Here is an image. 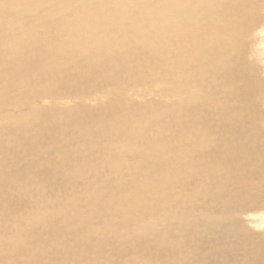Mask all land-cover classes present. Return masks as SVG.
Here are the masks:
<instances>
[{
  "label": "bare ground",
  "instance_id": "1",
  "mask_svg": "<svg viewBox=\"0 0 264 264\" xmlns=\"http://www.w3.org/2000/svg\"><path fill=\"white\" fill-rule=\"evenodd\" d=\"M263 2L264 0H0V110H2V108L4 107L6 111L5 113L6 115H4L3 117H1L2 115H0V141L4 139L6 140V136H7V132L9 128H12L13 131L15 127H17V130L20 128L22 129L24 127H28L29 124L33 122V120L37 122V123L35 122L36 124H39L38 129H40V134H43V135L51 134L54 131L53 128L57 130V128L63 129L65 127L63 130L65 132V129L68 127V125L73 126V123H74L77 126L76 127L77 129L74 128L73 130H69L67 133H73L74 131H77L79 134H82L83 137H86V138L88 137L89 139L99 138L100 141L97 142V145H95L96 146L95 154H99L102 157L108 154L110 157L108 161L116 164L117 168L120 167V161H122V164H123L122 166L123 167L125 166V168L128 169L127 172L129 176L127 177V182L124 181V183L119 184V182L115 180L116 181L115 184H112L114 186V190L117 189L118 195L120 194L122 195H120L119 197L117 195L118 198L114 196L113 198L111 195L108 196V197H112V200L115 199L114 201H111L110 204L117 203L118 202L117 199L119 200L126 199L130 201L131 198L134 197V195L136 197H138V195L141 196L142 194L140 195V193L141 192L143 193L144 191H146L145 193H147V191L150 192L155 197L156 200L158 199V196H162L161 199H163L164 195L162 194L164 193L169 194L172 185L174 187L178 186L179 184L183 185L184 181L186 182V180L191 178L185 175V171L187 170L192 171L193 169H196V170L198 169L195 166L193 167V164L196 165L199 161L197 163L193 161V164H192L191 161L186 156V154H189L190 149L188 151V147L191 141L194 142V145L196 146L203 145L207 147L208 149L211 148L212 150L226 148L228 146L226 141H228V143L232 145L233 140L236 139L234 138L236 128L232 127V121L234 119L233 117L238 115V110L240 107L242 109L247 106H252L255 104V100H253V98L256 95V93L255 94L253 92L244 93L243 91L236 93L232 89L230 90V88L237 89L239 87H242V88H247L250 90L252 87H254L253 86L254 83H255V86H259L257 85V81H258V78L256 77L257 75L255 76V74L253 73L254 71L251 72V71L246 70L244 59L247 55H249L251 51V47L252 48L254 47V43L259 38V37L257 39L254 38V31L257 30L258 28L260 30V27H262V26H259L261 24L259 21H262V24L264 23L263 22L264 19L261 20L262 17L260 16V13H261L260 8L262 7L261 4H263ZM257 34L256 36H258ZM256 46H258V44ZM256 50L257 49H255V51ZM262 50H264V48ZM256 52L258 53V51ZM249 73H252L253 75L251 76L252 78L247 77ZM106 76L110 77V79L108 80L106 79L105 81H112L111 85H106V83L105 85H103L104 84L103 83L102 85L97 84L98 86L94 87L93 85L90 84V82H94L95 80L99 81L100 79H103V77H106ZM111 76H113L112 80H111ZM227 87L229 89H227ZM166 88L174 96L180 93V95H177L179 96V100L176 102L172 101L171 102L172 106L170 107L167 106V109L165 108V110L163 111H158L157 109H155V102H154L156 99H158V97H157V94H155L154 96L153 94L155 93L156 90L157 91L159 90V92L160 90H162L163 94H161V97H163ZM226 89L229 90L231 94L228 95ZM207 90L208 92L210 91V93L212 92L215 95H212V93L211 94L208 93ZM202 92L203 94H200ZM150 94H152L153 97L156 96L157 98L155 97V100L154 99L152 100L151 97H150L151 98L150 100H148L149 99L148 97H147L148 99L144 98L145 96H149ZM225 94L230 99L237 98V103L240 101L238 110L236 109L235 103H232V104L230 103L229 106L226 105L227 102L225 103V100H223L225 97ZM218 95H221L222 98L218 97ZM168 96L170 97V95ZM172 98L174 99L175 97H172ZM97 99L98 101H100V103L96 102ZM134 99H140L142 101L139 105H137V103L133 101ZM104 100H107V102H104ZM166 100L168 102L169 100L168 97L166 98ZM77 101H82V104L78 103V104H81L80 109L78 110L76 109L77 111L73 112V109L77 106L76 105ZM86 101L98 103L97 104L98 107L96 106L98 108L97 117L95 115V118H94L90 115L91 118L86 119L85 122H83V117L81 118L82 120H80L78 117L77 120H80V121H77V120L74 121V117L78 115V113H80V110L84 109L83 103H85ZM137 101L139 102V100ZM34 103L40 104V106L37 108L36 106L31 108L30 106L33 105ZM169 103L167 105H169ZM220 103H224L223 106H221L222 108L219 107ZM159 106L163 107V104L162 105L159 104ZM207 106L217 107L219 114L216 113V110L214 108L213 109L209 108V113L211 112L214 114L213 117H210L207 119L206 117L197 118L195 116H192V118H189V115H190L189 113H191L193 110L196 111V108L199 107L198 109L200 111H204L206 110ZM232 106L234 107V109H232ZM147 107L151 108L150 109L151 111L149 112V114L141 115V112L143 113L144 112L143 110H145L144 108H147ZM24 108L26 109L23 110ZM65 108H67L68 110L63 111ZM108 110H112V111L108 113ZM146 111L144 113H146ZM250 111H247L250 114L246 118V123H244L241 127V129L243 127H245L246 129H244L243 132H239V134H243V136L245 135L246 139L250 138V141L252 140L253 145H254L256 144V142L260 141V137L254 138L256 137V134H254L252 131L254 128H256V123H261L260 119L262 118V116L261 118L257 116V114H259L260 112H255L252 108H250ZM90 113H91V109H90ZM172 113H175L174 114L175 116H172ZM33 114L36 117L37 116L38 117L33 119ZM81 114L79 115L80 117H81ZM84 114H85V109H84ZM169 116H170V119L173 118L174 120L170 124H173L174 122L176 125L175 126L170 125L168 129L167 128L169 125L168 124L166 126L167 130L163 128L165 130V131L163 130L164 134L168 133V134H165L167 137L164 136L163 132H161L162 133L161 135L157 133L159 137H156V140L154 138L152 139V138H148L147 136H144L143 133L145 131L143 132V128L146 127L147 123H149L150 120H153L154 122V121H157V119L161 118L166 124V121L170 122L167 120V117ZM146 117L148 118L144 120V118ZM141 119L142 121L143 120L144 121L140 124L139 120ZM216 119H217V122L221 123L223 127L226 128V130H224V133L227 135L228 139L224 138L223 135L222 137L223 139H225L227 146H224V147L219 146L215 142L213 135H209L211 133L209 132V129L215 124L214 121ZM163 121L162 123H160L159 121L160 125L157 126L159 130H161L160 128L162 126L165 127V125L163 124ZM5 122H7L6 125L4 124ZM8 123H10L9 127L7 126ZM153 128L155 129V127ZM179 129L186 130L185 136L180 135L179 133L176 132ZM260 129H258V131ZM149 130H150V127H149ZM34 131H36V129ZM61 131H59L58 133H62ZM173 131L176 132L174 137L169 135ZM199 131H205V135H203ZM31 133H33V131ZM154 133L151 135H155ZM79 134L77 136H79ZM113 135H115L116 137L119 138V140H121L120 142L121 144L114 145L113 142L112 143L110 142V144L107 143L104 145L103 140L106 139V137L107 139L111 138L113 137ZM72 137H73V134H72ZM7 140H6V143H7ZM63 142H66V141H63ZM238 142H235V143H238ZM242 142H244V140ZM242 142H240V144ZM262 142L264 141L262 140ZM248 144L249 143H247V145ZM9 145H10V142H9ZM230 145H229V149L231 148ZM66 146H68L67 142H66ZM191 146L193 148L192 144ZM262 146H264L263 143H262ZM246 148L247 147L245 146L244 150ZM223 152L221 151V153ZM4 153L5 152H3V154ZM14 153L15 152H13V154ZM66 153L68 154V151ZM153 153L154 155H157L159 162L152 160L154 157L157 158L156 156L152 155ZM209 153H211L210 150H209ZM33 154H36V153H33ZM114 154L119 155V158H120L119 161H117V159L114 158ZM246 154H248V152ZM151 155L154 157L153 158L149 157ZM219 155H216V156L219 157ZM238 155H236V158L238 157ZM131 156L137 157V161L129 163ZM255 157L256 158L254 162L252 160L253 167L252 169H249V170L254 171V173H258L257 174L258 176L262 174L264 176L263 152L261 151ZM0 158H3V157H0ZM141 158H142V162L143 161L146 162L143 164L144 168L143 166L141 167L139 163ZM183 159L186 160V163H185L186 166H182L183 161H184ZM22 160L24 161V159ZM29 161H30V157H29ZM212 161L210 160V162ZM19 162H21V159ZM63 162H64V165H66L67 167L70 164H72L69 155L66 157L65 160L63 159ZM210 162L209 164L207 163L208 169L205 171V174L209 175V180L211 176L210 171L211 173H213L215 170V168L213 169L211 168L212 170L210 169L209 167ZM0 163L2 162L0 161ZM5 163H2V164H5ZM6 164L8 166V163ZM231 164H232V161H231ZM148 167L150 170H148ZM54 168H55V164L51 166L52 170ZM86 168L87 167H85V169ZM74 169L75 167H72V169H69V170L67 169V171H69L70 173L71 171H74ZM145 169L146 171L148 170L150 172L149 173L150 174L149 176H151L150 178L146 176L145 172H143ZM6 170H8V168H6ZM21 170H23L24 172V169H21ZM25 172L27 171L25 170ZM118 173H121V172H118ZM229 173L230 175H232L231 172ZM248 174L252 175L253 173L249 171ZM114 176H111L110 178L114 180ZM6 177H9V176L5 175V179ZM222 177H220L219 183L224 181V178ZM12 178L13 177H11V179ZM231 178L232 177H230L229 182L225 180V182H222L220 186L216 185L217 187L215 188L213 187L217 183L210 184V189H211L210 194L214 196L218 195L219 198L222 197L221 202L223 201L222 206H221L222 212H218L220 215H215L211 213L215 221L217 220L222 221L221 219H223L224 217H227L225 214H223V210L230 209L231 207H233L231 203L235 204L234 202H237V201L239 203L241 202L240 211H242L243 208L244 210H246L249 207L251 208V207L258 206V205H264V192L257 193L258 188L262 186L261 185L262 181L258 179L256 180L254 178V175L250 176V181H248V178H246L245 179L246 182L239 181L238 177L234 179V176H233V178L232 179ZM252 178H254V180L251 181ZM15 179H13V181ZM119 179L120 180L118 181H121V177ZM236 182L238 183V185L235 184ZM9 184H10V181H9ZM24 186L27 187V185H24ZM62 186L63 184L61 185V187ZM37 187L39 188V186ZM192 188H193V185H192ZM118 189L119 190L121 189L124 193H120ZM253 190H254L253 193H249ZM182 191H185V190H182ZM234 193L239 194L240 197L242 198L235 196ZM2 194H3V191H2ZM43 194L44 193H42V195ZM174 194H177V192ZM6 195H4V197ZM71 195L73 196V194ZM86 196H89V195L86 194ZM65 198H67V196ZM68 199L69 200L66 202L67 204L64 203L65 204L64 206L61 205V206H55L52 208L49 206L51 209L48 208V212L46 211L47 212L46 215L36 214L32 216L33 220H35L34 222L35 225L38 224L36 226L34 225L33 222L32 223L30 222V225H28V227L25 228L23 224L15 220V217L11 219L9 217H4V221H0L2 223L0 224V264H24L25 263V259H24L25 250L23 252L22 247L25 246V244H28L29 242L30 243L33 242L34 244V238H32L33 235L32 236H29V235L36 227H38V229L37 231L36 230L33 231L34 235L36 237L38 236V238L40 239V243H42L44 246L48 247L49 243L51 246H53L52 245L53 242L59 243L60 240L64 238V235L60 233V231L62 230V227L59 225V223L63 224L64 222L69 221V224H72L73 218L76 216L73 213L77 211L76 204L79 203L82 205V203H84V200H85V198H80L76 196L72 198H68ZM91 199L92 198H90L89 201H92ZM197 199L199 203V198L197 197ZM24 200L26 201V199ZM105 200L107 201V199ZM110 200L111 199L109 198V201ZM137 200L138 199L132 202L134 203V207H138V205H140L141 203V202L140 203L136 202ZM185 201H182V202L179 201L175 203L174 210L170 209L169 211L164 212V214L161 215V217L159 218L162 224L164 222L166 223L167 221L168 222L173 221V219L176 218V221L175 222L173 221L176 227H171V229L172 230L175 229L178 234L182 232L184 233V229L181 227H183V224L186 223V221H188V220L185 221V219H188L190 215H191V220L192 218H194V221L196 220L194 217L195 215L193 214L192 210L189 209L188 207L189 205H187ZM18 202L20 203V201ZM86 202L88 203V201ZM196 202L197 201H195V203ZM93 203H94V206H97L98 204V202L96 201H93ZM195 203L193 200L191 204H195ZM201 203L202 202L199 203V206ZM148 204H149V201H148ZM3 205L1 204V206ZM109 205H104V206L102 205V207H100V211L102 212L103 216H104V213L106 212L109 213L107 216H104L103 219L100 218V220H98L94 218L97 213L96 211L92 210L91 212H89L94 216L93 217L94 219L92 220L93 224H98L100 222L99 224L101 226H105V224L106 226H109L108 224L112 223L111 222V220L113 219L112 216L116 215V217H118L117 215L118 212L114 214L113 208L108 207ZM157 205H159L158 202H157ZM46 207H48V205ZM179 208L180 210L182 208L184 212L182 210L178 212ZM201 208L199 207L200 210ZM153 211L155 212L154 209ZM158 211L160 213V210ZM240 211H236V212L243 214ZM65 212H67V214L68 212H71L73 214H71V216L65 217V214H63ZM84 215L86 216V214ZM246 215L243 214V216L245 217ZM85 216H83V218ZM0 217H2V207L0 209ZM200 217L201 216H199V218ZM83 218H82V221H84ZM206 219L207 218H205L204 220L207 221ZM256 219H258V217ZM59 220H62V221H59ZM128 220H127V223L128 222L133 223L132 222L133 220L132 221H128ZM117 221L118 220H116V223ZM113 223L115 224V222ZM113 223H112V226H113ZM134 224H136V222ZM117 225L118 224H116V226ZM156 225H154L153 223L154 228L157 227ZM186 225L188 226L189 224H186ZM256 225L258 224L256 223ZM133 226L132 224L130 225V227H133ZM126 227L127 226L125 225L123 228H126ZM137 227L138 228H136L135 230L136 232H137V229H140L142 231L146 229L145 226L140 227L138 225ZM194 227L196 229V226ZM86 229L88 228L86 227ZM188 229H190V226ZM234 229L236 230L234 233L235 240L231 242L230 240L229 242L227 240L228 243L224 241L222 244L220 243L222 248L218 249V247L216 246L217 251L213 250L215 247H213V249L211 250V251H214V253L212 254L214 255V258H217L216 259L217 261H218V257H220V254L224 255L225 253H227L228 250L226 251L225 250L226 248L227 249L229 248V250L234 249V253H237V252H240V251H236L238 248H240V246L242 248L245 247L243 246V244L248 246L247 253L248 255H250V258L252 259L255 256L254 254L255 248L253 246L254 244H253V241H251V238L253 237L251 229H248L246 227V224L243 226L241 224L239 227H236ZM234 229H232L231 231H233ZM88 231L85 230L84 234L80 232L79 233L85 236L89 234L88 236H90V233ZM105 231H107V229ZM114 232L112 231L111 233L110 231L111 236L115 237L116 232H115V235H113ZM189 232L191 231L189 230ZM64 233L66 234L68 233V231L65 230ZM98 233H100V230ZM229 233L226 232V234H229ZM71 234H74V232L71 231ZM78 234L77 235L75 234L76 235L75 237L65 236L66 238L64 240L70 239L73 241V238H74V241H76V243H79L82 245L84 238ZM119 234L121 235V233ZM156 235L157 234H155V237ZM165 235L167 237L165 236L164 239L161 236V237L152 239V242H150L151 244H153V248H154L152 252V256L149 255L145 257L144 259H142L134 255L135 257H133V259H130L129 261L127 260L128 263H131V264H171L173 258L175 257L176 259L178 258L177 257L178 255L175 257L173 256L174 254L178 253L177 245L180 243H183L184 245L188 243H185L186 240L185 242L180 241L179 237L178 238L174 237V239H172L173 238L172 236L168 237L167 234ZM205 235H206V232H205ZM108 236H110V234ZM127 236H130V235H127ZM98 237L100 239V236ZM106 237H107V234H106ZM135 237L137 238L138 236H135ZM45 238L49 241V243L45 242ZM118 238H119V235H118ZM182 238L183 237H181V240ZM199 238H200L199 241L200 240L202 241L201 237ZM202 238H205L204 240H206V237H204V235ZM227 238H228V235H225V240ZM241 238L242 240L244 239V242L239 240ZM92 239H95V238H92ZM22 240L23 241L25 240V241L23 242ZM160 240H165V242L163 241V243L160 245L159 243ZM219 240L221 239L219 238ZM236 240L240 242H235ZM133 241L135 242L136 240L134 239ZM126 242H128V240ZM192 242L193 241L191 240V244ZM64 243L68 244L67 240L64 241ZM175 243L176 245H174ZM89 244L87 243V245ZM183 244H180V245L183 246ZM235 244H239L240 246H237ZM133 246L135 247V245ZM182 246L180 247L181 250H183ZM236 246L238 247L237 249L234 248ZM133 248L131 247L132 249L131 252L134 251ZM148 248H146L145 250H148ZM185 248L187 249V247H184V249ZM207 248H209V246ZM57 249L58 248H56L55 250ZM126 250L128 251L129 249H126ZM191 250H192V247H191ZM183 251H181L182 253L179 254L181 256L180 262L184 261L190 264L191 258L189 257V254H187L189 258L185 257L186 254L183 258ZM121 253L123 254L124 251L122 252L121 250ZM127 253H128V256L131 255V253L129 254V251ZM186 253H188L187 250H186ZM59 254L61 255V253ZM63 254H64V258L69 256L67 250ZM190 254H191V251H190ZM196 256H198V254ZM94 259H97V258L94 257ZM231 259H232L231 261H233L234 258H231ZM62 260L63 259H61V261ZM66 260L69 261V259H66ZM66 260L65 261L63 260L62 262H59L58 264H69L66 262ZM120 260L121 259H119V261ZM195 260L197 259H194V261ZM234 260H238V258ZM245 260H247V258ZM73 261H69V262L72 263ZM202 261H203L202 259L199 260L200 264L202 263ZM220 261L219 262L221 264L222 260ZM92 262H94V260ZM177 262L179 263V261ZM118 264H127V263L120 262Z\"/></svg>",
  "mask_w": 264,
  "mask_h": 264
},
{
  "label": "rangeland",
  "instance_id": "2",
  "mask_svg": "<svg viewBox=\"0 0 264 264\" xmlns=\"http://www.w3.org/2000/svg\"><path fill=\"white\" fill-rule=\"evenodd\" d=\"M261 8H260V16L262 17L261 20L264 19V2L263 4H261ZM261 24L259 26H262L260 27V30L259 28L257 30L254 31V38L258 39L256 40V42L254 43V47L252 48L251 47V51L249 53V55H247L244 59V62H245V68L247 71H254L253 73L255 74V76L258 78V81H257V85L259 86H255V83H254V87H252L250 90L247 89V88H242V87H239L237 89H234V88H230V90L232 89L233 91H235L236 93H239L240 91H243L244 93H256V95L254 96L253 100H255V104L252 105V106H247L245 108H242L241 107L239 108L238 110V107L240 105V101L237 103V98L236 99H230L226 94H225V97L223 100H225V103L226 105H230V103H235L236 104V109L238 110V115H236L235 117H233V121H232V127H235L236 128V131H235V136L233 140V146L230 145L227 142H225V139L224 138H227V135L224 133V130H226L225 127H223V125L219 122H217V119L214 121V125L209 129V132H211L209 135H213L214 137V140L215 142L219 145V146H227L226 148H221V149H217V150H212L211 148H207L203 145H194V142L189 141L190 145L188 147V151H189V154H186V156L188 157V159L191 161V163L193 164V161H195L197 164H193V167H197L198 169H193L192 171H185V175L186 176H189L191 178H189L188 180H186V182L184 181L183 182V185L182 184H177L178 186H171V190H170V193H164L162 195H164V198H162V196H158V199L156 200L155 197L147 191V193H145L146 191H144L143 193L141 192L140 195L142 196H139L136 197L134 195L133 198H131V200H126V199H123V200H119L117 199L120 195H118V192H117V189L114 190V186L112 184H115V182H119V184H122L125 182H127V177L129 176L128 174V169L125 168V166L123 167L122 165V161H120V167L117 168L116 167V164L108 161L109 160V155L106 154L104 157H102L101 155L99 154H95V149H96V146L97 145V142L100 141L99 138H86V137H83L82 134H79L77 131H74L73 133H67L69 130H73L74 128H76L77 126L73 123V126H70L68 125V127L65 129V132L63 131V129H58L55 130V128H53V132L49 135H43V134H40V129H38V125L39 124H36L37 122L33 120L32 123L29 124L28 127H24V128H20L17 130V127H15L14 131L12 130V128H9L8 129V132H7V136H6V140H7V143H6V140H1L0 141V157H3V158H0V161L2 163H8V166L7 164H2L0 163V209L2 207V217H0V221H4V217H9L10 219L15 217V220H17L19 223L23 224V226L28 227V225H30V222L34 223L35 220H33L32 216L36 215V214H41V215H46L47 212H48V208H52V207H55V206H64L65 204H67L66 202L69 200L68 198H72V197H80V198H85L84 200V203L81 204H76V209L77 211L76 212H73L76 216L73 218V223L72 224H69V221L68 222H64L63 224H60L59 225L62 227V230L60 231V233H62V235H64V238L62 240H60L59 243H52L53 246L50 245L49 241L45 238V242L46 243H49L48 244V247L47 246H44L42 243H40V239L38 238V236L36 237L34 235V232L33 231H37L38 227H36L32 232L30 233L29 236H32V238H34V244L33 242H29L28 244H25V246L22 247V250L24 252L25 250V263L24 264H58L59 262H62L63 260L65 261L66 259H69V261H73L72 263L69 262L68 260H66L67 263L69 264H118V263H127V264H131V263H128V261L130 259H133V257H139V258H142L144 259L145 257L147 256H152V252H153V244H151L150 242H152V239L154 238H157V237H161L164 239V237L166 236L165 234L168 235V237H173L172 239H174V237L178 238L179 237V240L182 241V242H186L185 243H188V244H185L187 246H185L183 243H180V244H183L180 245L178 244L177 245V251L178 253L177 254H174L173 256H177L178 258L176 259L173 258L171 264H186L187 262H184V261H181L180 262V259H181V256L179 255L180 253H182L181 251H183V258L186 254V258L188 257L187 254H189V257L191 258L190 259V264H200L199 260H203L201 264H220V260H222V263L224 262V264H264V205H258V206H255V207H249L248 209L244 210V208L242 209V211H240L241 209V202L239 203L238 201L237 202H234L235 204H232L233 207H231L230 209H226V210H223V214H225L227 217H224L223 219H221L222 221L220 220H217L215 221V219H213L212 217V214H215V215H220L218 212H222V209H221V206H222V202H221V199L222 197H218L217 196H214V195H211L210 194V184L211 183H217L214 185L213 188L217 187V186H220L222 182H225L230 180V177L233 178L234 176V179L235 178H239V181H242V182H246V178H248V181H250V176H253L254 175V178L257 180H260L262 181V186H260V188H258V192H264V176L263 174L262 175H257L258 173H254V171L252 170H249V169H252V164L255 160V156L257 154H259L261 151L263 152V155H264V146H262V143L264 145V142H262V140L264 141V50H262L264 48V23L262 24V21H259ZM264 22V20H263ZM258 33V34H257ZM256 34L258 36H256ZM249 40V39H248ZM258 44V46H256ZM258 47V48H257ZM255 49H257L256 51H258V53L255 51ZM260 49V50H258ZM263 51V53H262ZM263 54V55H262ZM258 56V58H257ZM263 56V57H262ZM252 57V59H251ZM254 62H253V61ZM263 61V62H262ZM258 70V71H257ZM251 76L252 73H249L248 74V78H252ZM113 76H111V80H112ZM97 79V78H96ZM108 80L110 79V77H103V79H100L99 81L98 80H95L94 82H90L91 85H93L94 87H97L98 85H111L112 84V81H105V80ZM105 81V82H104ZM98 84V85H97ZM259 87V88H258ZM164 88V87H163ZM227 89H229L227 87ZM226 89V90H227ZM262 90V92H261ZM157 91V90H156ZM153 94V96L155 94H157V97L158 99L155 100V97L152 96V94H150L149 96H145L144 98L146 99L147 98L148 100H150L152 98V100L154 99L155 101V109H157L158 111H163L165 110V108L167 109V106L170 107L172 106L171 102L172 101H178L179 100V96L177 95H180V93H178L177 95H172L171 92H169L167 90V88L165 89V93H164V96L161 97V94H163L162 90H159ZM159 92V93H158ZM208 92V90H207ZM210 93V91L208 92ZM212 93V92H211ZM210 93V94H211ZM262 93V94H261ZM200 94H203L200 93ZM217 94V93H216ZM227 94H231V92H229V90H227ZM260 94V95H259ZM170 95V97L168 96ZM212 95H215L214 93H212ZM151 97V98H150ZM156 97V98H157ZM168 97V102L166 100V98ZM172 97H175L174 99ZM218 97L222 98L221 95H218ZM162 98V99H160ZM172 98V99H171ZM203 98V97H202ZM111 99V98H110ZM171 99V101H170ZM119 100V99H118ZM139 100V102L137 101ZM144 100V99H143ZM147 100V101H148ZM166 100V101H164ZM222 100V101H223ZM227 100V101H226ZM236 100V101H235ZM258 100V101H257ZM261 100V101H260ZM133 101H135L137 103V105H139L141 103L142 100L140 99H134ZM161 101V102H160ZM230 101V102H229ZM96 102L100 103V101H98V99L96 100ZM96 102H91V101H86L84 104V109H85V114H84V109L80 110V113H78V115H76L74 117V121L77 120V118L79 117L80 120H82L81 118L83 117V122L86 121V119H90L91 116L95 118V115L97 117V104ZM104 102H107V100H104ZM169 103V105L166 104ZM174 102V103H175ZM260 102V104H259ZM262 102V103H261ZM78 103H81L82 104V101H77L76 102V107L73 109V112L77 111L78 109H80V106L81 104H78ZM89 103V104H88ZM94 103V104H92ZM163 104V107L162 106H159ZM165 104V106H164ZM224 103H220L219 107L222 108L221 106H223ZM39 107L40 104H37V103H34L33 105H31L30 107L33 108V107ZM97 106V107H96ZM218 106V105H217ZM79 107V108H78ZM157 107V108H156ZM55 108V107H54ZM161 108V109H160ZM199 108V107H198ZM198 108H196V111L193 110L191 113H189V118H192V116H195L197 118H204L206 117L207 119L210 118V117H213L214 114L213 113H209V108L210 109H215L216 110V113L219 114L218 112V108L213 106V107H209L207 106L206 110L204 111H200ZM249 108V109H247ZM250 108H252L255 112H260L259 114H257V116H259L261 118L260 121L261 123H256V128L253 129V133L256 134V137L254 138H257V137H260V141L259 142H256V144L253 145V141L251 142L250 141V138L246 139L245 138V135L243 136V134H239V132H243L244 129H246L245 127H242V125L244 123H246V118L249 116V114L251 113L250 111ZM261 108V109H260ZM26 108H24L23 110H25ZM77 109V110H76ZM90 109H91V113H90ZM145 110H143L144 112L146 111V113H142L141 112V115H144V114H149V112L151 111L150 109L151 108H144ZM232 109H234V107L232 106ZM22 110V111H23ZM65 110H68L67 108H65L63 111ZM93 110V111H92ZM28 111V110H27ZM112 110H108V113H110ZM247 111H250V113H248ZM62 112V111H61ZM94 114H93V113ZM6 111L4 109V107L2 108V110H0V115H2L1 117H3L5 114ZM82 113V114H81ZM198 115H197V114ZM202 113V114H201ZM209 113V114H208ZM81 114V117L79 116ZM88 114V115H87ZM93 114V115H92ZM175 113H172V116H175L174 115ZM91 115V116H90ZM38 117V116H37ZM34 114H33V119L34 118H37ZM143 117V116H142ZM238 117V118H237ZM40 118V117H39ZM148 117L144 118V120H146ZM170 116L167 117V120L170 121V122H167L166 121V124L164 123V121L160 118V119H157V121H154L153 120H150L149 123H147L146 127L143 128V134L144 136H147L148 138H154L156 140V137H159L158 134H162L161 132H163V130H167V128L169 129V126L171 125H176L174 122L173 124H170L172 123L173 118L170 119ZM80 120H77V121H80ZM143 120V121H144ZM189 120V119H188ZM263 120V121H262ZM62 121V120H61ZM65 121V120H64ZM70 121V120H69ZM142 119L139 120L140 124L143 122ZM162 123L163 121V124L165 125V127H161L159 130L157 128L158 125H160V123ZM191 121V120H190ZM36 122V123H35ZM138 122V123H139ZM158 124H157V123ZM7 122H5L4 124L6 125ZM151 123V125H150ZM9 124L8 123V127H9ZM156 124V125H155ZM169 124V125H168ZM155 125V126H154ZM168 125V127L166 128V126ZM260 125V126H259ZM70 126V127H69ZM36 127V128H35ZM149 127H150V130H149ZM155 127V129L153 128ZM240 127V128H239ZM164 128V129H163ZM239 128V129H238ZM261 128V129H260ZM33 129V130H32ZM36 129V131H34ZM77 129V128H76ZM145 129V130H144ZM155 131H154V130ZM158 129V130H157ZM186 129V128H184ZM241 129V131H240ZM258 129H260L258 131ZM20 130V131H19ZM30 130V131H28ZM38 130V131H37ZM62 130V131H61ZM164 130V131H165ZM188 130V129H186ZM186 130H178L176 131L177 133H179L180 135H183L185 136L186 134ZM255 130V132H254ZM262 130V131H261ZM18 131V132H17ZM26 131V132H25ZM28 131V133H27ZM33 131V133H31ZM59 131H61L62 133H58ZM159 131V132H158ZM257 131V132H256ZM20 132V133H19ZM155 132V133H154ZM176 132H171L169 135L170 136H175ZM200 133H202L203 135H205V131H199ZM260 132V133H259ZM22 133V134H21ZM27 133V134H26ZM155 134V135H151V134ZM158 133V134H157ZM21 134V135H20ZM32 136H31V135ZM72 134H73V137H72ZM79 134V136H77ZM164 134V132H163ZM165 134H168V133H165ZM164 134V136H166ZM238 134V135H237ZM258 134V135H257ZM262 134V135H261ZM23 135V136H22ZM52 135V136H50ZM81 135V136H80ZM208 135V136H209ZM223 135V137H222ZM261 135V136H259ZM11 136V137H10ZM40 136V137H39ZM68 136V137H67ZM154 136V137H153ZM207 136V137H208ZM14 137V138H12ZM21 137V138H20ZM27 137V138H26ZM167 137V136H166ZM244 137V139H243ZM12 138V139H11ZM54 138V139H53ZM58 138V139H57ZM66 138V139H65ZM76 138V139H75ZM262 138V140H261ZM18 139V140H17ZM29 139V140H28ZM36 139V140H35ZM52 139V141H51ZM57 139V140H56ZM74 139V140H73ZM78 139V140H77ZM81 139V140H80ZM91 141H89V140ZM226 139V140H227ZM241 139V141H240ZM13 140V141H12ZM21 140V141H20ZM31 140V141H30ZM44 140V141H43ZM66 141L68 146H66V142H63V141ZM84 142H83V141ZM88 140V141H87ZM239 142H238V141ZM244 140V142H242ZM255 140V139H254ZM14 143H12V142ZM19 141V142H17ZM25 144H24V142ZM9 142H10V145H9ZM22 144H21V143ZM28 142V143H26ZM48 142V143H47ZM86 142V143H85ZM110 142L114 143V145H120L121 143V140H119L118 137H116L115 135H113V137L111 138H108L106 137V139L103 140V143L104 145L109 143ZM235 142H238V143H235ZM240 142H242L240 144ZM3 143V144H2ZM5 143V144H4ZM17 143V145H16ZM52 143V144H51ZM64 143V144H63ZM90 143V144H89ZM188 143V144H189ZM244 143V144H243ZM247 143H249L247 145ZM251 143V144H250ZM14 146H12V145ZM191 144L193 145V148L191 146ZM240 144V145H239ZM49 145V146H48ZM229 145L231 146V148L229 149ZM244 147H243V146ZM258 145V146H256ZM8 146V147H7ZM10 146V147H9ZM48 146V147H47ZM60 146V147H59ZM63 146V147H62ZM92 146V147H91ZM245 146L248 148H245ZM18 147V148H17ZM45 147V148H44ZM47 147V148H46ZM52 147V148H51ZM56 147V148H55ZM59 147V148H58ZM68 147V148H67ZM73 147V148H72ZM84 147V148H83ZM5 148V149H4ZM16 148V149H15ZM20 148V149H19ZM33 148V149H32ZM236 148V149H235ZM243 148V149H242ZM19 149V150H18ZM38 149V150H37ZM81 149V150H80ZM232 149V150H231ZM234 149V150H233ZM2 150V151H1ZM4 150V151H3ZM29 150V151H28ZM33 150V151H32ZM50 150V151H49ZM55 150V151H53ZM209 150L211 151V153H209ZM251 152H250V151ZM254 150V151H253ZM258 150V151H257ZM19 153H18V152ZM24 151V152H23ZM32 153H31V152ZM68 151V154L66 153ZM82 151V152H80ZM220 151V152H219ZM221 151L223 153H221ZM236 151V152H235ZM3 152L5 153L3 154ZM13 152H15L13 154ZM26 152V153H25ZM248 152V154L246 153ZM18 153V154H17ZM25 153V154H23ZM33 153H36V154H33ZM91 153V154H90ZM250 153V154H249ZM252 153V154H251ZM12 154V156H11ZM22 154V155H21ZM53 154V155H52ZM76 154V155H74ZM95 154V155H94ZM220 154V155H219ZM235 154V155H234ZM241 156H239V155ZM255 154V155H254ZM28 155V156H27ZM45 155V156H44ZM58 155V156H57ZM60 155V157H59ZM69 155L70 159H71V163L68 167L66 165H64V162H63V159L65 160L66 157ZM78 155V156H77ZM92 155V156H91ZM154 155V153L152 154ZM149 156L151 158H153L154 156L157 157V155H154V156ZM216 155H219L216 156ZM236 155H238V157L236 158ZM246 155V156H245ZM250 155V156H249ZM14 156V157H13ZM16 156V157H15ZM74 156V157H73ZM243 156V158H242ZM248 156V157H247ZM253 156V157H251ZM6 157V158H5ZM8 157V158H7ZM20 157V158H19ZM22 157V158H21ZM28 157V158H27ZM29 157H30V161H29ZM37 159H36V158ZM106 157V158H105ZM195 157V158H194ZM235 157V158H234ZM251 157V158H250ZM11 158V159H10ZM15 158V159H14ZM27 158V159H26ZM114 158L117 159V161H119V155L117 154H114ZM213 158V159H212ZM220 158V159H219ZM223 160H222V159ZM232 160H231V159ZM234 158V159H233ZM240 158V159H239ZM4 161H3V160ZM18 161H17V160ZM21 159V162H19ZM24 159V161L22 160ZM32 159V160H31ZM41 159V160H40ZM58 159V160H57ZM155 159V160H154ZM197 159V160H196ZM225 159V160H224ZM228 159V160H226ZM14 160V161H13ZM27 160V161H26ZM57 160V161H56ZM73 160V162H72ZM105 160V161H104ZM107 160V161H106ZM153 161H158V157L157 158H153L152 159ZM183 164L182 166H186L185 163H186V160L183 159ZM210 160L212 162H210ZM216 160V161H215ZM218 160V161H217ZM234 160V162H233ZM253 160V162H252ZM10 161V162H9ZM17 161V162H16ZM23 161V162H22ZM29 161V162H28ZM137 161V157H130V162H135ZM224 161V162H223ZM231 161H232V164H231ZM250 161V162H249ZM13 162V163H11ZM15 162V163H14ZM31 162V163H30ZM38 164H37V163ZM63 162V163H62ZM92 162V163H91ZM159 162V161H158ZM210 162V169L212 168H215L214 172L211 173L210 169V180H209V175L208 174H205V171L208 169L207 167V163L209 164ZM221 162V164H220ZM236 162V163H235ZM245 162V163H244ZM247 162V163H246ZM22 163V164H21ZM25 163V164H24ZM28 163V164H27ZM79 163V164H78ZM140 165L141 167L143 166L144 168V163H146L145 161L142 162V158L140 159ZM24 164V165H23ZM37 164V165H36ZM41 164V165H40ZM55 164V168L52 170L51 169V166ZM109 164V165H108ZM238 164V165H237ZM20 165V166H18ZM31 165V166H30ZM72 165V166H71ZM251 165V166H249ZM14 166V167H13ZM50 166V167H49ZM232 168H231V167ZM235 166V167H234ZM237 166V167H236ZM242 166V167H241ZM17 167V168H16ZM21 167V168H19ZM47 167V168H46ZM72 169V167H75L74 171H71L69 173V171H67V169ZM85 167H87L85 169ZM123 167V168H122ZM219 167V168H218ZM6 168H8V170H6ZM15 170H13V169ZM26 168V169H25ZM29 168V169H28ZM83 168V169H82ZM147 168V167H146ZM218 168V169H217ZM2 169V170H1ZM21 169H24V172L23 170ZM61 169V170H59ZM127 169V170H126ZM211 169V170H212ZM232 169V170H231ZM235 169V170H234ZM6 170V171H5ZM10 170V171H9ZM17 170V171H16ZM25 170L27 172H25ZM112 170V171H111ZM122 170V171H121ZM148 170L149 167H148ZM146 171V169L143 171L145 172L146 176L147 177H151L149 176L150 172L149 171ZM199 170V171H198ZM202 170V171H201ZM227 170V171H226ZM231 170V171H230ZM239 170V171H238ZM241 170V171H240ZM15 171V172H14ZM29 171V172H28ZM66 173H65V172ZM251 171L253 174H248V172ZM4 174H2V173ZM14 172V173H12ZM42 172V173H41ZM60 172V173H59ZM112 172V173H111ZM116 172V173H115ZM118 172H121V173H118ZM147 172V173H146ZM187 172V173H186ZM232 173V175H230V173ZM234 172V173H233ZM242 172V173H240ZM10 173V175H9ZM16 173V174H15ZM38 173V174H37ZM104 173V174H103ZM106 173V174H105ZM115 173V174H114ZM240 173V174H239ZM235 174V175H234ZM248 174V175H247ZM5 175L6 176H9V177H6L5 179ZM29 175V176H28ZM31 175V176H30ZM37 175V176H36ZM42 175V176H41ZM66 175V176H65ZM115 175V176H114ZM119 175V177H118ZM195 175V176H194ZM217 177H216V176ZM229 175V176H228ZM247 175V177H246ZM18 176V178H17ZM20 176V177H19ZM69 176V178H68ZM111 176H114V180H112V178H110ZM145 176V177H146ZM223 176V177H222ZM244 178H243V177ZM11 177H13L11 179ZM16 177V179H15ZM121 177V181H118L120 180L119 178ZM200 177V178H198ZM214 179H213V178ZM220 177L224 178V181L220 182ZM227 177V178H226ZM229 177V179H228ZM24 178V179H23ZM32 178V179H31ZM41 178V179H40ZM63 180H62V179ZM118 178V179H117ZM195 178V179H194ZM204 178V179H203ZM217 178V179H216ZM231 178V179H232ZM254 178L251 179L254 180ZM10 181V184H9V181ZM13 179L17 180V181H13ZM22 179V180H20ZM26 179V180H25ZM32 181H31V180ZM90 179V180H89ZM101 179V181H100ZM194 179V180H193ZM198 179V180H197ZM206 179V180H205ZM5 180V182H4ZM19 180V182H18ZM92 180V181H91ZM116 180V181H115ZM192 182H191V181ZM196 180V181H195ZM200 180V182H199ZM22 181V182H21ZM34 181V182H33ZM69 181V182H67ZM198 181V182H197ZM203 181V182H202ZM247 181V182H248ZM4 182V184H3ZM32 182V183H30ZM93 182V183H92ZM114 182V183H113ZM190 182V183H189ZM210 182V183H209ZM13 183V185H12ZM18 183V184H17ZM75 183V184H74ZM201 183V184H199ZM219 183V184H218ZM15 184V185H14ZM30 184V185H29ZM63 184V186L61 187V185ZM101 184V185H100ZM186 184V185H185ZM190 184V185H188ZM236 185H238V183L236 182L235 183ZM23 185V186H22ZM24 185H27V187H25ZM35 185V186H34ZM68 185V186H67ZM91 185V186H90ZM182 185V186H181ZM188 185V186H187ZM192 185H193V188H192ZM217 185V186H216ZM16 186V187H15ZM22 186V187H21ZM39 186V188L37 187ZM65 186V188H64ZM108 186V187H106ZM186 186V187H185ZM196 186V187H194ZM12 187V188H11ZM105 187V188H104ZM113 187V188H112ZM173 187V188H172ZM185 187V188H184ZM203 187V188H202ZM212 187V186H211ZM14 188V189H13ZM26 188V189H25ZM29 188V189H28ZM85 188V189H84ZM89 188V189H88ZM179 188V189H178ZM188 188V189H187ZM190 188V189H189ZM192 188V189H191ZM4 189V190H2ZM7 191H6V190ZM9 189V190H8ZM23 189V190H22ZM32 189V190H31ZM107 189V190H105ZM187 189V190H186ZM25 190V191H24ZM77 190V191H76ZM83 190V192H82ZM98 190V191H97ZM104 190V191H103ZM112 190V192H111ZM181 190V191H180ZM182 190H185V191H182ZM207 190V191H206ZM2 191H3V194H2ZM11 191V192H10ZM29 193H28V192ZM32 191V192H31ZM115 191V192H114ZM118 191H120V193H124L121 189ZM174 191V192H173ZM22 192V193H21ZM25 192V194H24ZM82 192V193H80ZM89 192V193H88ZM114 192V193H113ZM177 194H174L176 193ZM179 192V193H178ZM205 192V194H204ZM253 191L249 192V193H253ZM7 195H6V194ZM28 193V194H26ZM34 195H32V194ZM42 193H44L42 195ZM57 193V194H56ZM65 195H64V194ZM109 193V194H108ZM196 193V194H194ZM12 194V195H11ZM73 194V196L71 195ZM86 194H88L89 196H86ZM92 194V195H91ZM151 194V195H150ZM185 194V196H184ZM209 194V195H208ZM235 196L237 197H240L239 194L237 193H234ZM4 195H6L4 197ZM31 197H30V196ZM114 196V197H118L116 198L117 199V203L115 204H110L111 201H114L112 200V197H108V196ZM206 195V196H205ZM11 196V197H10ZM29 196V197H27ZM40 196V197H39ZM67 196V198H65ZM107 196V197H106ZM4 197V198H3ZM9 197V198H8ZM18 197V198H17ZM43 197V199H42ZM107 199V201L104 199ZM113 197V198H114ZM144 197V198H143ZM152 199H151V198ZM193 197V198H192ZM197 197L199 198V203L202 202L199 206V203H198V199ZM32 198V199H31ZM92 198L91 200L92 201H89V199ZM96 200H95V199ZM109 198L111 199L109 201ZM150 198V200H149ZM181 198V199H180ZM202 198V199H201ZM242 198V197H240ZM26 199V201L24 200ZM136 199H140L139 201L137 200L136 202H141L140 205H138V207H134V203H132L133 201H135ZM143 199V200H142ZM186 199V201H185ZM189 199V200H188ZM197 199V200H196ZM126 200V201H125ZM164 200V201H163ZM188 200V201H187ZM194 200V203L195 201H197L195 204H191L192 201ZM233 200V199H232ZM20 201V203L18 202ZM88 201V203L86 202ZM93 201H96L98 202L97 206H94V203ZM145 201L147 204H148V201H149V206L143 202ZM155 201V202H154ZM182 202V201H185L187 205H189V209L192 210L193 215L195 217V221H194V218H192L191 220V215H190V220L189 218L188 219H185L189 221H186V223L183 224V228L184 229V233H180L178 234L177 231L174 229L172 230L171 227H176L175 226V221H176V218L173 219V221H167L166 223L164 222L163 220V224L161 223L160 221V217L161 215L164 214V212H167L169 211L170 209H173L174 210V206H175V203L177 202ZM205 201V203H204ZM42 202V203H41ZM48 202V203H47ZM90 202V203H89ZM104 202V203H103ZM130 202V203H129ZM157 202L159 205H157ZM212 202V203H210ZM9 203V204H8ZM47 203V204H46ZM51 203V204H50ZM63 203V204H62ZM65 203V204H64ZM121 203V204H120ZM124 203V204H123ZM132 203V204H131ZM163 203V204H162ZM1 204L3 206H1ZM46 204V205H45ZM110 204V205H109ZM117 204V205H116ZM128 204V206H127ZM130 204V205H129ZM143 204V205H142ZM16 205V206H15ZM20 205V206H19ZM48 205V207H46ZM93 205V207H92ZM102 205H109L108 207H111L113 208V212L114 214L118 212V217H116V215L112 216V220L111 222H115V224L113 223V226H112V223H109L108 225L109 226H101L99 223L98 224H93L92 220L94 218L100 220L104 218V216H107L109 213H104V216L102 214V212L100 211V207H102ZM113 205V206H112ZM115 205V206H114ZM124 205V206H123ZM145 205V207H144ZM164 205V206H163ZM170 205V206H169ZM204 205V206H202ZM50 206V207H49ZM143 206V207H141ZM152 206V207H151ZM155 206V207H154ZM208 206V207H206ZM210 206V207H209ZM240 206V207H239ZM45 207V208H44ZM84 207V208H82ZM89 207V208H87ZM141 207V208H140ZM151 207V209H150ZM191 207V208H190ZM198 209H197V208ZM199 207L201 208V210L199 209ZM238 207V208H237ZM50 208V209H51ZM63 208V207H62ZM86 208V209H85ZM118 208V209H117ZM138 208V209H137ZM162 208V209H161ZM193 208V209H192ZM207 211H206V209ZM42 209V210H41ZM84 209V210H83ZM135 209V210H133ZM137 209V210H136ZM153 209L155 210V212L153 211ZM168 209V210H167ZM197 209V210H196ZM205 209V210H204ZM211 211H210V210ZM225 209V208H224ZM234 209V210H232ZM253 209V210H252ZM44 210V211H43ZM72 210V209H71ZM92 210L96 211V216L94 217L91 213ZM129 210V211H128ZM131 210V211H130ZM133 210V211H132ZM148 210V211H147ZM160 210V213L159 211ZM181 210L183 211V209L181 208ZM180 208L178 210L181 211ZM196 210V211H194ZM200 210V212H199ZM47 211V212H46ZM84 211V212H82ZM88 211V212H87ZM141 211V212H140ZM145 214H144V212ZM147 211V212H146ZM162 211V212H161ZM198 211V213H197ZM236 211H240L242 212L245 216H243V214H240L239 212H236ZM261 211V212H260ZM81 212V213H80ZM133 212V213H132ZM135 212V214H134ZM184 212V211H183ZM182 212V213H183ZM189 212V211H188ZM234 212V213H233ZM71 212H65L63 214H65V217H68V216H71V214H73ZM125 213V214H123ZM157 213V214H156ZM208 213V214H207ZM228 213V214H227ZM82 214V215H81ZM86 214V216L84 215ZM137 214V215H136ZM151 216H150V215ZM159 214V215H158ZM262 214V215H261ZM88 215V216H87ZM122 215V216H121ZM133 215V216H132ZM154 215V216H153ZM157 215V216H155ZM184 215V214H183ZM198 215V216H196ZM23 216V217H22ZM29 216V217H28ZM82 216V217H81ZM83 216H85L83 218ZM138 216V217H137ZM192 216V217H193ZM199 216H201L199 218ZM230 216V218H229ZM234 216V218H233ZM26 217V218H25ZM94 217V218H93ZM127 217V218H126ZM129 217V218H128ZM133 217V218H132ZM157 217V218H156ZM185 217V216H184ZM207 218L205 221L204 219ZM210 217V218H209ZM232 217V218H231ZM258 217V219L256 218ZM31 218V219H29ZM82 218L84 221H82ZM86 218V219H85ZM246 218V219H245ZM255 218V219H254ZM29 219V220H28ZM129 219V220H128ZM212 219V220H211ZM230 219V220H229ZM232 219V220H231ZM234 219V220H233ZM32 220V221H31ZM116 220L117 223H116ZM127 220L128 221H132L133 223H127ZM200 220V221H199ZM209 220V221H208ZM257 220V222H256ZM59 221H62V220H59ZM87 221V222H86ZM122 221V222H120ZM139 221V222H137ZM199 221V222H198ZM212 221V222H210ZM232 221V222H231ZM25 222V223H24ZM120 222V223H119ZM136 222V224H134ZM141 222V223H140ZM158 222V223H157ZM184 222V221H183ZM207 222V223H206ZM236 222V223H235ZM79 223V224H78ZM93 225H92V224ZM122 223V224H121ZM153 223L154 225H156L157 223V227L154 228L153 227ZM206 223V224H205ZM211 223V224H209ZM230 223V224H229ZM235 223V224H234ZM256 223L258 225H256ZM0 224H2L0 222ZM85 226H84V225ZM116 224H118L116 226ZM128 224V225H127ZM132 224L133 227H130V225ZM173 224V225H172ZM186 224H189L188 226ZM209 224V225H208ZM242 224L245 225L246 224V227L248 229H251V232L253 234V237L251 238V241H253V246H254V254L255 256L251 259L250 258V255H248L247 251H248V246L243 244V246L245 247H241L239 244H235L237 246H240V248H238L237 246L234 247V248H238L236 251H240V252H237V253H234V249H230L229 248L225 249L227 251V253H225L224 255L220 254V257H218V261L216 260L217 258H214V255L212 253H214V251H217V248L216 246L218 247V249L222 248L221 244L225 241L230 242L235 240V229L236 227H239L240 225ZM35 225V223H34ZM38 225V224H36ZM35 225V226H36ZM73 225V226H72ZM76 225V226H75ZM91 227H90V226ZM97 227H95V226ZM116 227H115V226ZM127 226L126 228H123L124 226ZM145 226L146 229L144 231L140 230V229H137V232L135 231L136 228H138L137 226ZM261 225V226H260ZM162 226V227H161ZM164 226V227H163ZM186 226V227H185ZM190 226V229H188ZM196 226V229L195 227ZM207 226V228H206ZM86 227L88 229H86ZM106 227V228H105ZM202 227V228H201ZM211 227V228H210ZM230 227V228H229ZM255 227V228H254ZM257 227V228H256ZM100 230V233L99 230ZM133 228V229H132ZM162 228V229H161ZM194 228V229H193ZM211 231H210V229ZM225 228V229H224ZM261 228V229H260ZM263 228V229H262ZM96 229V230H95ZM107 229V231L105 230ZM130 229V230H129ZM167 229V230H165ZM182 229V230H183ZM199 229V230H198ZM201 229V230H200ZM232 229H234L233 231H231ZM259 229V230H258ZM68 231V233H64V231ZM85 230H89L88 232L90 233V236H88L89 234H87V238L85 235H82L80 233H83L85 232ZM109 230V232H108ZM121 230V231H120ZM172 230V231H171ZM189 230L192 232H189ZM229 230V231H228ZM239 230V229H238ZM71 231L74 232V234H71ZM96 231V232H95ZM102 231V232H101ZM112 231L116 232V236H111V233ZM120 231V232H119ZM125 233H124V232ZM128 233H127V232ZM162 231V232H161ZM166 231V232H165ZM169 231V232H168ZM186 231V232H185ZM202 231V232H201ZM204 231V232H203ZM261 231V233H260ZM263 231V233H262ZM70 232V233H69ZM80 232V233H79ZM115 232L113 235H115ZM168 232V233H167ZM194 232V233H193ZM197 232V233H195ZM205 232H206V235H205ZM208 232V233H207ZM223 232V233H222ZM226 232H230L229 234H226ZM79 233V234H78ZM106 233L107 234V237H106ZM121 233V235L119 234ZM127 233V234H126ZM132 233V234H131ZM162 233V234H161ZM200 233V234H198ZM203 233V234H201ZM219 233V234H218ZM80 235L84 238V241L82 242V245L79 244V243H76V241H74V238H73V241L72 240H67L68 244L67 243H64V240L67 236V237H70V236H73L75 237L76 235ZM96 234V236H95ZM103 234V235H102ZM110 234V236H108ZM155 234L156 237H155ZM170 234V235H169ZM173 234V235H172ZM198 234V235H197ZM118 235H119V238H118ZM123 235V236H122ZM126 235V236H125ZM127 235H130V236H127ZM176 235V236H175ZM200 235V236H199ZM204 235V237H206V240H204L205 238H202ZM225 235H228V238L225 240ZM231 235V237H230ZM233 235V236H232ZM92 236V237H91ZM100 236V239L99 237ZM106 239H105V237ZM135 236H138L137 238ZM198 236V237H197ZM220 236V237H219ZM224 236V237H222ZM102 237V238H101ZM153 237V238H152ZM167 237V236H166ZM181 237L185 238L181 240ZM199 237H201L202 241L200 240L199 241ZM222 237V238H221ZM227 237V236H226ZM234 237V238H233ZM92 238H95V239H92ZM114 238V239H112ZM117 238V239H116ZM124 238V240H123ZM127 238V239H126ZM219 238L221 240H219ZM102 239V240H101ZM116 239V240H115ZM123 241H122V240ZM136 240L135 242L133 240ZM188 239V240H187ZM232 239V240H231ZM89 240V241H88ZM128 240V242H126ZM140 240V241H139ZM151 240V241H150ZM168 240V239H166ZM184 240V241H183ZM191 240L193 241L192 244H191ZM241 240L242 242H244V239ZM255 240V241H254ZM23 241V240H22ZM25 241V240H24ZM23 241V242H24ZM163 241L165 242V240H160L159 243L160 245L163 243ZM171 241V240H169ZM179 241V242H180ZM202 245H200L199 243ZM213 241V242H211ZM86 242V243H85ZM95 242V244H94ZM119 242V243H118ZM204 244H202V243ZM207 242V243H206ZM227 242V243H228ZM235 242H240L238 240H236ZM71 243V244H70ZM87 243L89 245H87ZM136 243V244H134ZM177 243V242H176ZM176 243L174 245H176ZM219 243V244H218ZM221 243V244H220ZM233 243V242H232ZM30 244V245H29ZM85 244V245H84ZM117 244V245H116ZM119 244V245H118ZM141 244V245H140ZM147 244V245H146ZM197 244V246H196ZM212 244V245H211ZM217 244V245H216ZM39 245V246H38ZM84 245V246H83ZM123 247H122V246ZM135 245V247L133 246ZM145 245V246H144ZM211 245V247H210ZM215 245V246H214ZM83 246V247H82ZM102 246V247H100ZM134 249V251L131 252V247ZM183 247L181 250L180 247ZM197 248H196V247ZM209 246V248H207ZM34 247V248H33ZM50 247V248H49ZM58 248L57 250H55L56 248ZM77 247V248H76ZM116 247V248H115ZM127 247V248H126ZM137 247V248H136ZM149 247V248H148ZM184 247H187V249ZM191 247H192V250H191ZM213 247H215L213 249ZM247 247V248H246ZM68 248V249H67ZM82 248V249H81ZM88 248V249H87ZM102 248V249H101ZM104 248V249H103ZM115 248V250H114ZM125 248V249H124ZM146 248H148V250H145ZM151 248V249H150ZM199 248V249H198ZM32 249V250H31ZM37 249V250H36ZM50 249V250H48ZM77 249V250H76ZM84 249V250H83ZM126 249H129V254L131 253L130 256H128V251ZM198 249V251H197ZM214 250V251H211V250ZM246 249V251H245ZM36 250V251H34ZM39 250V251H38ZM68 251V254L69 256H67L66 258H64V252L65 251ZM88 250V251H87ZM121 250L122 252L124 251V253L122 254L121 253ZM186 250L188 253H186ZM201 250V251H200ZM207 250V251H206ZM244 250V251H243ZM32 251V252H31ZM126 251V252H125ZM190 251H191V254H190ZM58 252V253H57ZM85 252V253H84ZM106 252V253H105ZM110 252V253H109ZM202 252V253H201ZM50 253V254H49ZM53 253V254H52ZM61 253V255L59 254ZM84 253V255H83ZM88 253V254H87ZM105 253V254H104ZM109 253V254H108ZM201 253V254H200ZM229 253V254H228ZM244 253V254H243ZM247 253V254H246ZM35 254V255H34ZM38 254V255H37ZM56 256H55V255ZM63 254V255H62ZM73 254V255H72ZM81 254V256H80ZM103 254V255H102ZM107 254V255H106ZM133 254V255H132ZM195 254V256H194ZM198 254V256H196ZM203 254V255H202ZM206 254V255H205ZM30 255V256H29ZM53 257H52V256ZM78 255V256H77ZM106 255V256H105ZM135 255V256H134ZM247 255V257H246ZM35 256V257H34ZM38 256V257H37ZM43 256V257H42ZM71 256V257H70ZM75 256V257H73ZM80 256V257H79ZM111 256V257H110ZM202 256V257H201ZM204 256V258H203ZM209 256V257H208ZM33 257V258H32ZM47 257V258H46ZM50 257V258H49ZM83 257V258H82ZM87 257V258H86ZM97 258V259H94ZM124 257V258H123ZM129 257V258H128ZM188 257V258H189ZM197 259L194 261V259ZM207 257V258H206ZM240 257V258H239ZM259 257V258H258ZM27 258V259H26ZM37 258V259H36ZM89 258V259H88ZM121 259L119 261V259ZM126 258V259H125ZM201 258V259H200ZM214 258V259H213ZM221 258V259H220ZM230 258V259H229ZM231 258H234V259H237L238 260H234L231 261L232 259ZM247 258V260H245ZM48 259V260H47ZM55 259V260H54ZM61 259H63L61 261ZM92 259V260H90ZM176 259V261H175ZM244 259V260H243ZM35 260V261H34ZM50 260V261H49ZM94 260V262H92ZM128 260V261H127ZM184 260V259H183ZM187 260V259H186ZM249 260V261H248ZM257 260V261H256ZM175 261V262H173ZM179 261V263L177 262ZM188 261V260H187ZM215 261V263H214ZM220 261V262H219ZM231 261V262H229ZM242 261V262H241ZM253 261V262H252ZM27 262V263H26ZM177 262V263H176ZM184 262V263H183ZM199 262V263H198ZM218 262V263H217ZM189 264V263H187Z\"/></svg>",
  "mask_w": 264,
  "mask_h": 264
}]
</instances>
